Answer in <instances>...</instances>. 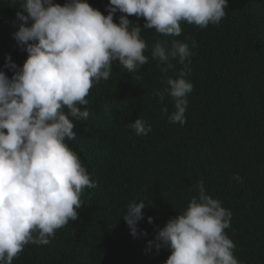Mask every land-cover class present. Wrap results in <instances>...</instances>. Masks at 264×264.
<instances>
[{
  "label": "trees",
  "instance_id": "obj_1",
  "mask_svg": "<svg viewBox=\"0 0 264 264\" xmlns=\"http://www.w3.org/2000/svg\"><path fill=\"white\" fill-rule=\"evenodd\" d=\"M87 2L107 15L109 0ZM20 4L0 0V70L9 78L5 56L18 67L27 57L13 38L21 23L16 13L27 15ZM225 13L204 28L182 22L179 36L142 29L148 62L130 73L114 61L109 79L93 85L88 104L80 106L90 115L73 121L77 137L66 143L95 187L84 189L77 221L57 229L47 244L25 245L12 264H164L170 250L157 251L148 241L183 213L201 182L232 213L224 231L240 264H264V0H228ZM120 15L114 14L115 23ZM127 18L143 28V17ZM174 40L193 53L183 125L168 120L174 99L154 95L183 68L151 55L158 41L170 47ZM138 117L151 126L147 135L128 126ZM133 201L146 205L137 227L147 235L135 238L122 219Z\"/></svg>",
  "mask_w": 264,
  "mask_h": 264
},
{
  "label": "clouds",
  "instance_id": "obj_2",
  "mask_svg": "<svg viewBox=\"0 0 264 264\" xmlns=\"http://www.w3.org/2000/svg\"><path fill=\"white\" fill-rule=\"evenodd\" d=\"M227 4L228 0H109L104 15L87 0H66L63 5L21 0L27 15L16 13L21 23L13 38L27 57L18 67L5 56L11 78L0 70V264H12L25 245L47 244L57 229L77 221L81 195L95 182L66 140L77 137L74 120L88 119L89 111L80 106L88 104L94 84L109 79L112 63L136 72L148 62L142 29L179 36L182 22L200 28L218 24ZM117 12L125 15L115 23ZM128 16L143 17V28ZM165 43L155 44L152 58L165 64L177 60L183 68L154 95L160 101L165 93L174 99L175 111L168 120L183 125L186 97L193 90L186 79L193 53L187 43ZM162 112L167 114V107ZM128 126L142 136L152 130L139 117ZM197 188L198 195L182 214L157 230L148 247L170 250L164 264H240L233 254L235 244L224 231L230 227L231 211L208 195L202 182ZM145 206L144 201H133L122 217L134 238L138 232L147 235L137 227Z\"/></svg>",
  "mask_w": 264,
  "mask_h": 264
}]
</instances>
